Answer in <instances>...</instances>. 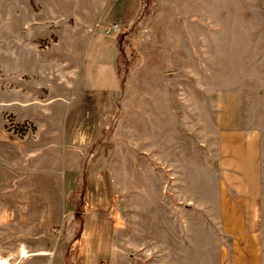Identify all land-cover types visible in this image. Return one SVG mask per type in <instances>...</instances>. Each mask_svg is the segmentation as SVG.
Instances as JSON below:
<instances>
[{
	"label": "rangeland",
	"instance_id": "obj_1",
	"mask_svg": "<svg viewBox=\"0 0 264 264\" xmlns=\"http://www.w3.org/2000/svg\"><path fill=\"white\" fill-rule=\"evenodd\" d=\"M109 22L119 30L100 34ZM97 32L93 49L117 40L119 86L109 68L90 75L117 90L92 93L93 114L69 130L64 142L84 145L80 155L44 148L29 162V187L0 178V208L18 220L29 209L42 224L29 253L44 249L48 258L34 264H217L219 135L257 132L264 153V0H0V126L8 138L38 134L37 122L12 111L34 110L4 104L24 101L27 86L31 107L89 89L81 64ZM41 112L42 122L52 118ZM22 149L1 143L3 163ZM61 153L60 163L51 159ZM21 247L12 264H25Z\"/></svg>",
	"mask_w": 264,
	"mask_h": 264
},
{
	"label": "crops",
	"instance_id": "obj_2",
	"mask_svg": "<svg viewBox=\"0 0 264 264\" xmlns=\"http://www.w3.org/2000/svg\"><path fill=\"white\" fill-rule=\"evenodd\" d=\"M139 13L140 8L126 22V28L134 23ZM102 33L104 32H100V34ZM98 34V32L95 33L89 39L81 64L84 77L87 80L88 86H90L88 90L77 91V94H73L71 97L60 96L56 99H54L55 97L51 98L47 101L46 107H31L37 104L29 103V86H27V98L24 101L13 99L9 103L4 102L7 106L13 107L17 105L22 109H32V112L34 110L33 113L20 114L16 110L11 109L18 116V121L25 120L29 123L30 119L35 123L37 122L40 126L36 123L39 126L36 138L29 137L28 134L25 139L8 138L4 134V127L0 126V144L14 140L22 146L25 145V149H22L20 153H17L14 158L8 161L9 164H4L7 158H3L0 154V162L2 163L0 165L4 167V172L0 175V178H12L16 183L21 181L25 183V186L29 187V162L39 158L44 148L51 151L52 149H54L53 151L55 149H61V151L72 149L80 155V151H78L79 147H84V145H68L64 142L69 137V130L82 127L81 118H85L87 114H93V110L91 109L92 93H99L101 95L103 93L115 92L118 88L113 89L99 84V80L96 81V78L91 77L90 70L92 69V72H94V70L101 71L104 67L109 68L110 74H114L115 78H117L119 86L116 68L117 40L114 37L110 45H106L104 48H97L98 46L96 45L93 49L94 42L99 37ZM31 35V38L36 37L33 34ZM29 46L32 47L29 48L30 68L33 62L32 52L34 51L32 41ZM29 72H31V69ZM95 75L98 77V74ZM107 83L108 81L106 80ZM81 101L83 105H79ZM39 110L42 111V116L52 118L46 122H42L37 115ZM58 117L64 118L65 123L63 126L55 121ZM75 117L78 118V125L74 123ZM89 128L88 126V130ZM261 137L257 132L247 133L243 130H224L219 135L218 164L223 187L218 192L217 208L223 236L217 239V264H264V153ZM29 141L34 142L33 146L37 148L35 151L31 150ZM51 159L60 163L62 153L51 156ZM46 170H42L41 172L48 174L52 172L50 169ZM59 180L61 181V179ZM29 190L33 193L35 191L40 192L41 195H50L49 191L45 189ZM32 192L28 191V195ZM32 213L28 209L18 220L17 217L13 216L11 208L1 205L0 256L10 262V264H12L11 260L15 258V255L19 253V246H22L20 252L22 258L25 259V264H29V262L34 264L36 261L44 262L48 258L44 249H35L31 254L29 253V245L34 243V230L42 227V224L33 223L32 219L34 215ZM43 238L45 239V237L38 236L35 240L43 246L45 244ZM23 248L28 254L27 257H23ZM30 255H32V258L29 260Z\"/></svg>",
	"mask_w": 264,
	"mask_h": 264
},
{
	"label": "built area",
	"instance_id": "obj_3",
	"mask_svg": "<svg viewBox=\"0 0 264 264\" xmlns=\"http://www.w3.org/2000/svg\"><path fill=\"white\" fill-rule=\"evenodd\" d=\"M119 27L115 23H109L104 27V33L107 35H112L114 32H117Z\"/></svg>",
	"mask_w": 264,
	"mask_h": 264
},
{
	"label": "bare ground",
	"instance_id": "obj_4",
	"mask_svg": "<svg viewBox=\"0 0 264 264\" xmlns=\"http://www.w3.org/2000/svg\"><path fill=\"white\" fill-rule=\"evenodd\" d=\"M22 254H23V257H27L28 256V254H27V252H26V250L25 249H23V252H22ZM1 264V263H0ZM6 264V263H5ZM8 264V263H7Z\"/></svg>",
	"mask_w": 264,
	"mask_h": 264
}]
</instances>
